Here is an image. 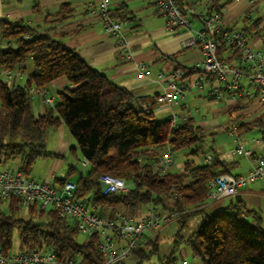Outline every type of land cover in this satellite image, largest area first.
<instances>
[{"label":"trees","instance_id":"16d2710c","mask_svg":"<svg viewBox=\"0 0 264 264\" xmlns=\"http://www.w3.org/2000/svg\"><path fill=\"white\" fill-rule=\"evenodd\" d=\"M180 6L190 5L178 0ZM218 11L225 2L212 0ZM72 9L62 4L56 22L71 16ZM118 19L127 17L114 11ZM242 31L249 36L259 34L261 19L249 21L244 17ZM0 68L13 70L33 57L34 72L25 85H11L0 79V168L3 164L19 159V169L24 175L31 173L38 159L58 156L46 148L45 135L50 129L64 123L76 140L70 148L75 155L79 150L89 161L87 173H80L75 181L77 198L87 199L96 213L112 217L116 211L134 214L141 205H161L162 209L189 214L202 212L198 230L187 240L194 256L203 264H264V227L249 220L256 211L235 200L215 212H206L208 182L223 173L228 165L216 158L211 164H198L187 160L180 171L160 174L154 169L160 150L170 145L174 152L194 146V153L203 149L202 127L192 117L177 125L172 120H159L151 109L134 104V95L126 87L116 84L103 72L95 69L78 52L49 34H37L25 21L0 17ZM219 53L230 60V50L219 38ZM185 48V47H184ZM175 56V55H174ZM176 68L198 71L197 66ZM175 68V69H176ZM64 77L69 85L58 94L53 105L36 115L33 111L30 89H46L54 80ZM264 129V121L252 119L241 123L237 132ZM218 153V150L211 146ZM76 171L70 166L55 183L63 184ZM110 173L123 177L128 190L104 194L98 177ZM173 199V204L166 202ZM21 202L11 198L6 205L0 200V250L5 254L13 248L14 230L20 238V250L51 248L60 263L78 260L81 263L100 262L103 257L96 245L99 232L78 240L76 223L62 218L54 209L33 205L23 216ZM156 246L154 239L147 245ZM144 253V255H142ZM136 254L142 259L149 255L141 247ZM141 259L136 263L140 264ZM175 263L174 258L168 259Z\"/></svg>","mask_w":264,"mask_h":264},{"label":"built area","instance_id":"2783aa9c","mask_svg":"<svg viewBox=\"0 0 264 264\" xmlns=\"http://www.w3.org/2000/svg\"><path fill=\"white\" fill-rule=\"evenodd\" d=\"M142 1L165 17L164 28L167 33L174 36L186 33L182 41L183 47H199L203 54V60L197 65L198 71L195 73L190 74L180 68L169 73L163 70L159 72L164 90L156 96V103H170L176 98L185 99L190 93L202 92L213 100L237 103L239 100L249 99L264 104V49L252 44L250 36L242 30L227 27L223 11H218L212 3H207L202 10L195 2L182 8L178 0ZM247 1L251 8L244 17L253 21V11L261 0ZM92 6L90 14L99 16L104 32L115 38L120 55L130 57L127 21L114 16L109 0H94ZM194 20H198L199 26H194ZM219 38L230 50V60L224 59L219 53ZM136 65L141 71L147 70L144 61L136 62ZM11 74L12 71L7 70V76ZM243 78L248 80V86L242 82ZM46 92L47 89H30L32 99L53 105L54 96L47 95ZM150 106L145 102L138 104L139 108L145 110L150 109ZM185 119L186 116L179 117L176 114L171 117L173 125ZM229 135L236 142V154L252 158L254 167L246 175L223 173L211 179L208 182V204L225 198H236L241 189L264 178V129L258 137L252 139L254 144L261 147L258 154L243 144L235 125L230 129ZM218 157V153L209 152L204 155L203 162L211 164ZM174 163V151L167 144L161 148L154 162V169L164 174ZM83 164L89 165V161L84 160ZM98 181L104 184V194L128 190L125 179L114 174H100ZM75 188V182L70 179L63 184L51 183L24 175L19 168H0V200L3 205L11 198H17L27 211L33 205L47 210L54 209L60 217L74 221L79 232L86 235L99 232L101 238L96 247L103 260L98 263H81L78 260L60 263L54 250L45 247L9 254L0 250V264H126L151 239H144V232L148 228L157 229L180 213L159 209L150 204L148 215L142 218H135L121 211H116L112 217H105L91 210L86 199L77 198ZM189 261L182 259L180 264H189Z\"/></svg>","mask_w":264,"mask_h":264},{"label":"crops","instance_id":"0c3cea01","mask_svg":"<svg viewBox=\"0 0 264 264\" xmlns=\"http://www.w3.org/2000/svg\"><path fill=\"white\" fill-rule=\"evenodd\" d=\"M187 2H195L204 10L207 3H212V0H187ZM220 2H225L223 13L226 26L242 30L245 25L244 15L251 8L249 2L247 0H220ZM64 3L70 5L71 16L61 23L56 22V15ZM93 3L94 0H0V17L13 21L23 20L35 29V33L49 34L76 50L89 65L103 72L116 84L128 88L135 97L134 104L136 106L140 102L150 104V109L159 120L170 119L173 114H176L179 117L194 118L195 122L202 128L210 125L209 121L200 114H198L197 120V113L193 114L190 109L187 110L189 107L188 100L192 98L191 95L194 93L185 99L176 98L170 103H156V96L164 90V83L159 77L161 70L169 73L177 65L197 66L203 60V54L199 47H183L182 41L186 33L179 36L167 33L164 28L165 17L153 11L142 0H109V7L126 16L128 20L126 35L129 40L131 56L124 57L118 51L115 38L104 32L99 16L90 14ZM254 11L258 12L254 19H261L259 26L261 32L259 34L251 33L249 35L250 41L255 46L264 49V0L257 3ZM194 26H199L198 20H194ZM30 58L32 59L24 61L20 67L11 70L12 74L9 77L7 70L1 67L0 79L14 86L25 85L29 76L34 72L33 57ZM140 61L146 63V71H141L136 65V62ZM248 84L244 83L246 86ZM68 85V81L64 77H60L48 85L46 94L53 95L56 102L59 99V92ZM242 101L246 102L247 106L226 101V105H229L227 114L230 129L234 125L237 128L241 123L252 119L264 121L263 103L249 99ZM32 106L36 115L43 114L47 108V104L39 99H33ZM251 131H255V133L241 131L239 134H244L241 141L246 147H251L258 154L261 152V147L254 144L252 139L258 137L261 130L256 128ZM49 139L54 143L52 144L54 150H50V152H54L58 156L46 157L53 159L48 161L45 158L37 171L38 176L31 177L49 182L53 180L51 183H55V179L64 177L69 167L72 166L70 165L65 172L71 153L70 148L75 146L76 140L64 123L59 128L50 129L46 132V148ZM232 141L234 142V140ZM217 150L221 162L228 165L229 173L246 175L254 167L252 158L236 154L235 142L233 144L225 140L221 141ZM2 166L18 168L19 159L9 161ZM236 201L246 208L256 211L257 215L249 218V220L251 219L252 223H256L257 217H259V223L264 227V178L241 189ZM231 202L223 199L207 204L204 209L206 212H215ZM22 209L27 214L28 211ZM137 215L141 216L142 212L139 210ZM137 261L138 258L134 256L128 260L127 264H136Z\"/></svg>","mask_w":264,"mask_h":264},{"label":"rangeland","instance_id":"374dc122","mask_svg":"<svg viewBox=\"0 0 264 264\" xmlns=\"http://www.w3.org/2000/svg\"><path fill=\"white\" fill-rule=\"evenodd\" d=\"M248 12V11H247ZM246 12V13H247ZM245 13V14H246ZM258 15V12L253 11V16L256 17ZM6 43L5 41H2L0 43V47H5ZM32 58H27L25 61H29ZM243 83H248V80L243 78ZM194 94L190 93L187 95L192 96L190 100H188L189 107L187 108L191 110L193 114L197 113L198 120V114H200L202 117L207 119L209 121L208 126H205L202 128V133L204 134V142H203V149L200 153H194L193 149L194 146L185 147L183 149H180L176 152H174L175 156V163L169 168V171H180L183 169L184 163L187 160H194L198 164L204 163V155L209 152H214L211 149V146H213L215 149L219 148V144L221 141H227L232 142L234 144L235 140L232 136L229 135V116L227 114V108L229 105H226L225 100H213L202 92H193ZM196 95V96H193ZM243 105L244 107L247 106L246 102H243L242 100H239L237 102V105ZM228 127V128H227ZM255 133V131H248L247 133ZM238 133V132H237ZM239 134V133H238ZM241 140H243L242 135L239 134ZM234 140V142L232 141ZM53 141L49 139L47 141V150H54L53 149ZM236 144V142H235ZM76 145V144H75ZM69 162H65L66 164V170L70 165L74 166L76 168V171H74L70 178L75 182L80 173H87L89 170V166L83 164L84 158L82 157V154L79 150H76V154L70 153L69 155ZM46 157H42L37 161L31 176H38L37 171L40 169V165L42 161ZM48 161H51L53 158H46ZM11 163V162H10ZM11 165V164H10ZM1 168H4V166H1ZM46 170V167L44 168ZM44 169H41L42 171ZM53 180H51L52 182ZM236 198H225L227 202H230L231 200H235ZM87 200V199H86ZM166 202L168 204H173V199L167 198ZM162 206L159 205L157 208H161ZM92 210V208L90 207ZM150 209V204H143L139 207V209L134 213L131 214L133 217L142 218L148 215ZM142 212L141 216H138V211ZM167 211H171L166 209ZM23 216H25V212L21 213ZM203 213L202 212H192L186 215L183 211H180V213L166 224L161 225L159 228H148L144 232V238H152L156 242V246H152L151 244H146L144 246L145 252L149 255L148 257H143L142 259L139 257V255L135 254V256L138 258V261L141 259L140 264H172L168 262V259L174 258L175 263H181L182 259H188L190 260L189 264H196L197 262L199 264H203L200 257H194L191 247L187 240L198 230V227L202 221ZM251 221V220H250ZM254 224V223H253ZM78 240L83 242L86 240V234L79 232L78 234ZM20 251V238L19 233L17 229L14 230V240H13V248L11 252H18ZM144 255V253H142ZM137 261V262H138ZM127 264V263H126Z\"/></svg>","mask_w":264,"mask_h":264},{"label":"water","instance_id":"95a60500","mask_svg":"<svg viewBox=\"0 0 264 264\" xmlns=\"http://www.w3.org/2000/svg\"><path fill=\"white\" fill-rule=\"evenodd\" d=\"M100 187H101V189H103V188H104V184H103V183H101V184H100Z\"/></svg>","mask_w":264,"mask_h":264}]
</instances>
